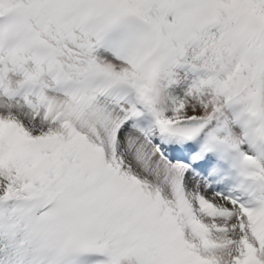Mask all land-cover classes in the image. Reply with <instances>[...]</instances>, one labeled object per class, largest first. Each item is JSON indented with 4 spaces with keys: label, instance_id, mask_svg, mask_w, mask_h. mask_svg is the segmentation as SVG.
Instances as JSON below:
<instances>
[{
    "label": "snow or ice",
    "instance_id": "obj_1",
    "mask_svg": "<svg viewBox=\"0 0 264 264\" xmlns=\"http://www.w3.org/2000/svg\"><path fill=\"white\" fill-rule=\"evenodd\" d=\"M0 264H264V0H0Z\"/></svg>",
    "mask_w": 264,
    "mask_h": 264
}]
</instances>
